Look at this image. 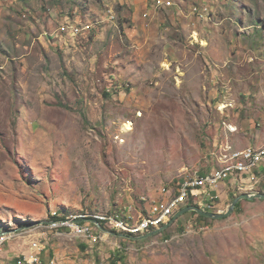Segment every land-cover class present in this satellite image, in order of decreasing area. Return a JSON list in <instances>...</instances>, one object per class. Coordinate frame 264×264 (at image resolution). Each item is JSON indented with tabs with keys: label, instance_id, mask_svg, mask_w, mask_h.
<instances>
[{
	"label": "rangeland",
	"instance_id": "1",
	"mask_svg": "<svg viewBox=\"0 0 264 264\" xmlns=\"http://www.w3.org/2000/svg\"><path fill=\"white\" fill-rule=\"evenodd\" d=\"M206 1V21L189 16L191 0L177 28L144 19L149 31L129 36L121 0H0V232L12 235L0 264H264V199L220 220L186 213L142 241L85 243L39 224L143 207L264 141V0ZM66 24L86 29L51 40ZM245 190L219 192L215 212Z\"/></svg>",
	"mask_w": 264,
	"mask_h": 264
},
{
	"label": "built area",
	"instance_id": "2",
	"mask_svg": "<svg viewBox=\"0 0 264 264\" xmlns=\"http://www.w3.org/2000/svg\"><path fill=\"white\" fill-rule=\"evenodd\" d=\"M152 4L156 8L172 6L170 0H154ZM189 12L196 22H201L207 20L210 9L209 5L205 3L191 6ZM142 17L148 18L149 13H143ZM100 20L102 23L112 22L114 16L110 10H107ZM85 29L86 26L78 27L77 24H66L50 32L48 36L53 37L51 40L63 36L75 38L80 31ZM191 38L193 42L198 41V32L194 29ZM225 106L229 107L230 102L225 101ZM263 161L264 145L234 150L221 160L218 169L202 175L194 174L179 180L171 188H162L159 197L151 199V201L142 197L140 201L143 203V207L137 206L134 202H129L112 213L71 214L64 218L54 219L46 226L55 230L56 235H61L62 233L58 231L64 230L71 237L80 239L85 243H96L102 240L103 231L94 224V221L119 234L142 236L167 224L188 203H193L194 206H198L204 211L215 212V208L218 207L215 199L219 197L221 185L229 178H236L245 174L251 176V184H257L258 180L254 176V171ZM216 212L223 211L217 210ZM197 223V221L194 222L193 225L189 226V229L194 227L198 232L208 229L204 222ZM9 234L8 231L0 232V252L4 242L12 236ZM26 262L27 264H41V261L34 255L29 256Z\"/></svg>",
	"mask_w": 264,
	"mask_h": 264
},
{
	"label": "crops",
	"instance_id": "3",
	"mask_svg": "<svg viewBox=\"0 0 264 264\" xmlns=\"http://www.w3.org/2000/svg\"><path fill=\"white\" fill-rule=\"evenodd\" d=\"M124 3H126L128 6L131 7L132 12L130 13V20L134 24L133 29H128L129 30V36H133L134 34H140L141 32H144V19H148L149 21L152 22V25L149 30L154 29L153 31L155 32L157 27L159 28H164V31L169 30L171 27H176L177 24H180L181 22L183 23L184 19H186V8L188 7L189 9V1L191 0H170L172 3V6L170 7H162L163 11L159 10L158 12L153 11V15L149 14L148 18H143L142 14L147 12V6L151 2L153 3L154 0H121ZM199 2V5L205 4L207 1L206 0H197ZM187 3H189L187 5ZM188 11V10H187ZM103 16V14H102ZM100 16V18L102 17ZM189 16H191L193 19L194 17L189 13ZM191 19V18H190ZM132 28V27H131ZM148 30V31H149ZM145 31V32H148ZM240 126L244 128H248L250 126V120H244L240 124ZM238 127V126H237ZM255 138L256 144L255 145H249L248 147H259L264 145V141H262L261 135L258 133L256 134ZM254 176L257 178L258 183L257 184H251L250 181V175H242L236 178H229L226 180L220 187V192H222V197L226 198L228 196H234L235 195V190L237 189L238 191H250L251 193H255V188H257L259 183L261 184L262 182L264 183V161L259 165L258 169L254 171ZM255 185V187H254ZM220 198V195H219ZM250 202L247 200H242L240 203V206L242 204ZM186 207V206H185ZM218 207H220V203H218ZM260 211H263L260 209ZM54 263V262H52Z\"/></svg>",
	"mask_w": 264,
	"mask_h": 264
},
{
	"label": "water",
	"instance_id": "4",
	"mask_svg": "<svg viewBox=\"0 0 264 264\" xmlns=\"http://www.w3.org/2000/svg\"><path fill=\"white\" fill-rule=\"evenodd\" d=\"M256 199H264V193H258V192L242 193V194L238 195L237 197L233 198V200L230 202V204L227 206V208L224 212H207V211L202 210L198 206H194V205L193 206H186V207L180 209L171 218V220L167 224H165V225L161 226L160 228L155 229V230H153V231H151L145 235H142V236H127L124 234H119V233H116L114 231L108 230L96 221H94V224L97 225L104 233H108V234H111L113 236H117L119 238H126V239H130V240H135V241H142V240H145L147 238H150V237H153V236L160 234L162 231L166 230L171 224H173V222L175 220H177L179 217L183 216L186 213L195 212L196 214H198L202 217L220 220V219L228 218L233 213L237 203L241 202L242 200L253 201ZM49 223L50 222H40L39 224L47 225Z\"/></svg>",
	"mask_w": 264,
	"mask_h": 264
},
{
	"label": "trees",
	"instance_id": "5",
	"mask_svg": "<svg viewBox=\"0 0 264 264\" xmlns=\"http://www.w3.org/2000/svg\"><path fill=\"white\" fill-rule=\"evenodd\" d=\"M187 206H193V203H188ZM239 206H240V203H237L235 209H237ZM192 214L195 215L198 219H201V220H209V218L202 217V216L196 214L195 212H192Z\"/></svg>",
	"mask_w": 264,
	"mask_h": 264
},
{
	"label": "bare ground",
	"instance_id": "6",
	"mask_svg": "<svg viewBox=\"0 0 264 264\" xmlns=\"http://www.w3.org/2000/svg\"><path fill=\"white\" fill-rule=\"evenodd\" d=\"M124 131H130V127H129V124H127V125H125V127H124Z\"/></svg>",
	"mask_w": 264,
	"mask_h": 264
}]
</instances>
